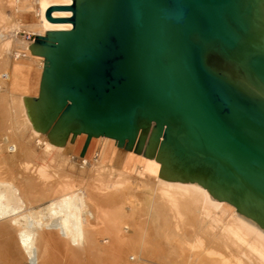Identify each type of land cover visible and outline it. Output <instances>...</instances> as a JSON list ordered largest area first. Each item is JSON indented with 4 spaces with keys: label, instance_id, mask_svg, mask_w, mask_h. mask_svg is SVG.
I'll use <instances>...</instances> for the list:
<instances>
[{
    "label": "water",
    "instance_id": "obj_1",
    "mask_svg": "<svg viewBox=\"0 0 264 264\" xmlns=\"http://www.w3.org/2000/svg\"><path fill=\"white\" fill-rule=\"evenodd\" d=\"M46 16L72 25L29 44L35 129L59 145L85 132L80 155L113 137L264 230V0H71Z\"/></svg>",
    "mask_w": 264,
    "mask_h": 264
},
{
    "label": "bare ground",
    "instance_id": "obj_2",
    "mask_svg": "<svg viewBox=\"0 0 264 264\" xmlns=\"http://www.w3.org/2000/svg\"><path fill=\"white\" fill-rule=\"evenodd\" d=\"M70 2L0 0V108L7 122L0 138L1 259L18 250L27 264H54L61 256L51 250L59 244L71 263L87 254V264H264V230L199 183L161 177L159 161L113 137L92 136L80 155L85 132L59 145L33 127L23 97L37 94L44 57L21 33L71 27L46 16L49 6ZM51 15L71 10L53 8ZM21 152L38 160L35 170L31 162L19 172L10 167ZM26 171L34 177L23 183Z\"/></svg>",
    "mask_w": 264,
    "mask_h": 264
},
{
    "label": "rangeland",
    "instance_id": "obj_3",
    "mask_svg": "<svg viewBox=\"0 0 264 264\" xmlns=\"http://www.w3.org/2000/svg\"><path fill=\"white\" fill-rule=\"evenodd\" d=\"M26 33H21V36L22 37H24L26 40H28V41H32V39L31 38H27L26 37V35H25ZM31 34H33L32 35V37H34V35L36 34V33H31ZM33 95H34V93H33ZM36 95V94H35ZM6 119H5V116H4V114H3V112H2V110H1V108H0V138L1 137H3V135L5 134V129H6ZM43 134V133H42ZM85 140V139H84ZM84 140H83V142H82V144H81V146H80V149H79V151H78V153H80V150H81V147H82V145H83V143H84ZM70 143H73L72 141H70ZM95 144H94V147H93V149H92V154H93V152H95V151H97L98 149H99V140H95V142H94ZM96 147V148H95ZM123 148V147H122ZM70 151H76V148H74V149H70ZM123 151H125V150H123ZM24 153L23 152H21L16 158H13L12 159V161L10 162V167L11 168H13V170L15 171V172H19V171H21V166H19V165H23L24 163H26V162H31V164L32 163H34V170H35V167H36V165L38 164V163H36L38 160H34V162H32V160H30L29 158H27L26 156H24L23 155ZM119 155H121L120 156V158H122L123 157V153L121 152ZM120 158H118L117 159V161L119 162V164H121V160H120ZM28 159V160H27ZM21 162V163H20ZM20 163V164H19ZM20 177L21 178H23V183H25V182H27V181H29V180H33V177H34V173H32V172H30V171H26V172H20ZM37 181H34V184L36 183ZM49 200H45L41 205L43 206V207H47V206H49ZM40 209H44V208H40ZM12 213H15V212H12ZM11 213V214H12ZM152 221H153V224L155 225L154 227H158V223H159V221H158V219L157 218H152ZM101 237H102V235H101ZM102 239L103 238H100V241H102ZM104 240V239H103ZM103 242V241H102ZM59 244H53V246H56V247H54V251H52L51 250V254H52V257L54 258V257H56L58 254L61 256V257H59V256H57L56 257V259L54 258L53 260H54V264L56 263V262H58L57 264H60V262H61V264H62V262H63V264L65 263V264H87V261H89L90 260V255H89V259L86 257V256H88L87 254L86 255H83V254H85V253H81L82 255V257L80 258V261L81 262H83V260H84V262L83 263H81V262H78L77 263V261L79 260V258H78V260L76 261V259H74L75 261L73 262L72 261V263H71V261L70 260H73V258H70L68 255L69 254H67V256L64 254V251L66 252V250H65V247H63V246H58ZM61 245V244H60ZM58 247H60L59 249H58ZM64 249H63V248ZM51 248H53V247H51ZM61 248L64 250L63 251V253H62V250H61ZM56 250V251H55ZM15 251V250H14ZM56 252V253H55ZM18 253V254H17ZM58 253V254H57ZM15 254H16V256H15ZM22 255L21 253H20V251H18L17 250V252L15 251V253H14V256H12V258H11V256H9V258H7L8 259V264H13L16 260H20V262H21V264H27L26 263V260L25 259H22L23 258V256H20V255ZM55 254V255H54ZM62 254V255H61ZM63 254H64V256H66L67 258H65L64 256H63ZM22 259H20V258H18L17 259V257L18 256ZM59 257V258H58ZM14 258V259H13ZM15 258H16V260H15ZM67 260V262H66V260ZM68 258H70V259H68ZM60 259V260H59ZM83 259V260H82ZM87 259V260H86ZM58 260V261H57ZM62 260V261H61ZM65 260V261H64ZM85 260H86V262H85ZM6 261L5 260H2L1 259V257H0V264H3L4 262L6 263ZM9 261H11V262H9ZM76 262V263H75ZM90 262V261H89ZM88 262V264H90L91 262H92V260H91V262L89 263ZM4 263V264H5ZM7 264V263H6Z\"/></svg>",
    "mask_w": 264,
    "mask_h": 264
},
{
    "label": "built area",
    "instance_id": "obj_4",
    "mask_svg": "<svg viewBox=\"0 0 264 264\" xmlns=\"http://www.w3.org/2000/svg\"><path fill=\"white\" fill-rule=\"evenodd\" d=\"M25 35H26V37H27L28 39H29V38L33 39V37H32L33 34H31V33H26Z\"/></svg>",
    "mask_w": 264,
    "mask_h": 264
}]
</instances>
